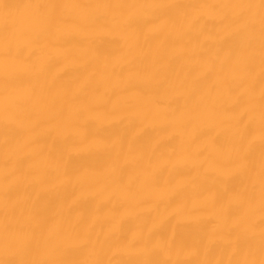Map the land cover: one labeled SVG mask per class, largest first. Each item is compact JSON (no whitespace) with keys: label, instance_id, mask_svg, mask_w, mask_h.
<instances>
[{"label":"bare ground","instance_id":"obj_1","mask_svg":"<svg viewBox=\"0 0 264 264\" xmlns=\"http://www.w3.org/2000/svg\"><path fill=\"white\" fill-rule=\"evenodd\" d=\"M0 264H264V0H0Z\"/></svg>","mask_w":264,"mask_h":264}]
</instances>
